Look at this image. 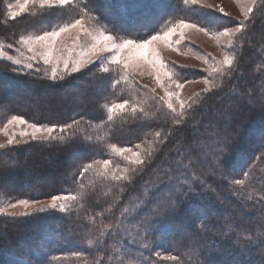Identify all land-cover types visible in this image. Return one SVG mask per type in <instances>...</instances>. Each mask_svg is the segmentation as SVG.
I'll list each match as a JSON object with an SVG mask.
<instances>
[{"label": "trees", "instance_id": "trees-1", "mask_svg": "<svg viewBox=\"0 0 264 264\" xmlns=\"http://www.w3.org/2000/svg\"><path fill=\"white\" fill-rule=\"evenodd\" d=\"M12 1L0 0V48L11 57L20 56L22 36L86 14L76 0L30 7L13 18ZM102 1L87 0V14L124 34L140 31L128 32L136 40L158 31L166 16L159 2L177 6L172 22L183 11L182 0ZM213 13L221 22V13ZM241 24L232 39V66L218 68L211 85L175 113L128 80L119 64L94 62L53 80L52 69L40 62L29 69L0 58V127L18 116L57 125L52 135L65 138H28L0 148V208L19 200L75 197L65 212L0 215V264H26L29 258L33 264H108L128 253L143 264H264V189L255 193L264 182V0L227 26ZM176 70L179 83L205 76L191 67ZM121 103L125 108L109 120L108 108ZM66 125L71 127L61 132ZM120 148L140 149L145 163L129 167L120 179L98 173L94 165ZM245 176L247 184H231ZM146 249L147 258L140 254ZM165 250L177 260L151 256Z\"/></svg>", "mask_w": 264, "mask_h": 264}, {"label": "rangeland", "instance_id": "rangeland-1", "mask_svg": "<svg viewBox=\"0 0 264 264\" xmlns=\"http://www.w3.org/2000/svg\"><path fill=\"white\" fill-rule=\"evenodd\" d=\"M109 1L111 0H105L100 3L108 4ZM22 2L23 0H19V1L14 0L12 4L8 5L9 17H13L12 14L19 11V5ZM72 2H76V0L74 1L72 0ZM169 3H170V5L168 4L169 6L172 5L171 8H169L167 3L165 2L158 3V6L161 9L160 12L166 13V16L163 18V22L159 26L158 31L152 35H156V34L162 35L163 33L167 32L169 28L173 27V25L177 24L178 21H184L187 24H194V25H197V27L195 28L189 27V28H184V29L177 28L176 32L171 37H169V41L167 43L164 40H158V41L153 42V44L150 47L155 49L157 53L158 62L163 61L164 63V67L160 69L159 73L150 64L144 62L143 60L137 61L135 57H132L130 59L129 67L125 70L127 71L126 78L128 80L136 81L138 85L144 86L145 88H147V90H150L149 93L152 96L156 97L157 99L161 100V104H165L167 106L169 102V95H168L169 92L178 93L179 94L178 99L176 98V96H173L171 98L173 107L177 110L181 108L180 107L181 103L184 105L183 108L188 106L193 101V99L196 98L197 95L205 91L207 87L211 85L212 81L215 78L214 76L216 74V72L213 71L214 69H218V68H222L226 66V65H222V61L226 55L229 57H232V48H233L232 39L234 35L236 34L235 30L238 28V26L230 27L227 25L229 24L230 19H234L238 22L241 20H244V18H246L249 14L247 12V9L252 8L254 4H253V0H196V3H192V0H188V3H185L184 0H182V9H183L182 16L177 17L176 18L177 20L172 22L171 16L173 15L177 6H173V1ZM78 5L80 6V8H82L83 14L84 12L86 13L84 14V17H83L84 27L87 28L88 31L92 32L93 35L98 36L100 32H104L105 34H112L113 36L117 37L115 41L117 44L122 43L123 40L125 39L134 40L137 43H140L143 41V40H136L128 36L130 35V33L128 32L133 31V30L127 29L125 30L126 33L124 34L123 33L124 31L118 30L114 27L112 28L110 27V25H105V23L100 22L101 19L95 14L93 13L87 14L86 12L87 0H78ZM30 7L31 8H35V7L42 8L40 7L38 3L35 5L29 4L27 9H29ZM221 7L224 9V12L227 13V16L223 15L220 12ZM43 8H48V7L45 6ZM77 9H79V7H77ZM195 9L198 12L194 11V14H197L198 18L195 17L192 12V10H195ZM215 11L221 13L220 14V16L222 17L221 22H218V18H216V16L214 15L213 12ZM23 12H20V14ZM120 12H121V15L124 16V12L123 11H120ZM164 13H162V15ZM17 16L18 15H16L15 17ZM223 17H225L224 20H223ZM81 18L82 17L78 16L77 18L72 19L68 24L74 23L75 20L81 19ZM212 23H215V25H213ZM201 27H205L208 29L207 34L204 31L199 30V28ZM58 29H55V30H58ZM225 30L230 31L232 34L228 36L222 35L221 33H223ZM181 32H183L182 36L180 35ZM140 33H141L140 31L132 32V34L136 36L139 35ZM39 35H43V33ZM152 35H150L148 38L144 40L150 39ZM29 36L34 37L36 35L29 34V35H24L22 37L26 38ZM177 41H179V43H177ZM93 43H95V41L92 39L91 36L84 35V32L82 30L72 29L70 32L62 33L61 36L57 38L55 50L53 51L54 59H53V62L48 65H45L43 63V60L40 58L39 55H37L35 60H30V57L34 55V52H30L28 50V46H26L23 42H21V39L19 43L21 54L19 57L13 56L12 58L14 60L19 59L21 61L20 64L27 65L28 63H31V62H40L42 63L43 66L49 67L50 69H52L54 66H57L55 58L60 57L61 59H60L59 65L57 66V73L72 72L73 65L71 61L81 59V57L83 58L84 66L90 64L89 63L90 60L94 62H100L101 59H103L104 57L109 58L108 60L105 61L104 66H107L108 64L112 63L110 60V57L112 55L111 52H103V53L98 52L95 55L91 54L90 49ZM0 51H2L4 54L3 56H0V58H6L7 56H10L2 48H0ZM42 51L43 50L40 49L39 46H35L36 53H40ZM121 55L128 56L129 50L125 49L121 53ZM69 56H71V61L69 63V68L65 70L64 65H63V59L68 58ZM119 65L123 67V64H119ZM182 67H185V68L191 67V69L195 71H200V73L205 76L198 77L196 79L187 80V81H182L181 83H179L177 79L178 72L176 69L178 68L180 70ZM157 75H159V82L157 80ZM206 80L208 81V83L205 82ZM178 83L183 84V87L177 88L176 85ZM139 94L143 97H146V95L143 94L142 92H140ZM8 121L5 125L0 127V144L9 145L8 140L10 138L14 139L15 141L14 143L19 142L21 140H26L28 138H31L30 136L21 137L18 135V133L22 130H26L27 132L30 133L32 129L26 128L25 125H20V124L10 125L8 124ZM29 124H32V123H29ZM5 128H6V131L3 130ZM13 134H16V135H13ZM44 135H47V134L40 133V132L36 134L37 138H42ZM137 152L140 153V156H141L140 149H131V151H127L123 154H120L119 152H117V149H116L114 154L111 157L106 158L107 160H110L112 163H110L107 167H105L103 165V161L105 159L98 161L97 164L94 165L95 169L98 173L102 175H106L111 178H113L114 176L120 177L121 175L125 173V171L129 167L136 165L132 163L131 161L134 160L133 153H137ZM125 157H128V159H125ZM202 170L204 172V175L210 176L208 175V169L203 168ZM247 171L248 169H244L243 173H247ZM211 179L213 181H217L215 177L211 176ZM238 180H243L244 183L236 184L235 183L236 180H232L231 184L237 188H239L240 185L247 184V181H245L247 180L246 176ZM252 180H254V176ZM257 186L258 187L256 188L255 193H261V190L264 189V182H263L262 187L259 184ZM219 191L223 192L222 190H219ZM262 191L264 192V190ZM232 197L234 198V196ZM51 199L52 198L47 199V200L35 201L36 203L30 202V205L27 208L19 205L17 202L5 204L1 208L5 209L7 214L21 215L22 213H25V212L27 213L33 212L36 208H39L42 206L46 207L48 204L51 203ZM72 201L73 200H69L67 202L66 204L67 209L70 207V204L72 203ZM258 201H259V198L257 194V201H255V203L257 204ZM59 203H63V201H58V204ZM11 204H17V206L15 208H12L10 207ZM240 233L242 232L240 231L238 234ZM160 238L161 237H158V240ZM56 240H58V236H56ZM164 241L166 240L164 239L162 242ZM141 251H142V253H140L141 256L146 257V254L149 251V249H146V252L145 250H141ZM169 252L171 251L165 250L164 256L163 254L160 255L159 253H155V254L151 253V256H155L157 260L160 258L159 256H162L161 258H163L165 261H173L172 257H175V256ZM129 254L130 253H128L127 256H124L121 260H119V262L113 259L111 260V262H108V264H143V262H141L142 259L135 260ZM146 258L144 260H146ZM175 260H177V257Z\"/></svg>", "mask_w": 264, "mask_h": 264}, {"label": "snow or ice", "instance_id": "snow-or-ice-1", "mask_svg": "<svg viewBox=\"0 0 264 264\" xmlns=\"http://www.w3.org/2000/svg\"><path fill=\"white\" fill-rule=\"evenodd\" d=\"M72 2V0H23V2L19 5V11L16 13H13V18H15L16 15H19L20 12L26 11L28 8L29 4H39L40 7H49V8H53V7H63L65 5H68ZM185 3H188V0H184ZM192 3H196V0H192ZM253 4H255V0H253ZM220 12L223 15H227V13L224 12V9L221 7L220 8ZM248 13L252 12V8H248L247 9ZM189 27H197V25L194 24H187L184 21H178L177 24L173 25V27L169 28V30L165 33L161 34H156V35H152L150 39L147 40H143L140 43H137L134 40H130V39H125L123 40L122 43L117 44L115 41L117 39V37L113 36L112 34H105L104 32H100L99 35H93L92 32L88 31L87 28L84 27V19L83 17L81 19H77L75 20L74 23H70V24H65L63 27H60L58 30H53V31H46L43 33V35H36V36H29V37H21V42H23L26 46H28V50L30 52H34V55L32 57H30V60H35L37 55L40 56V58L43 60V63L45 65H48L50 63L53 62V51L55 50V45H56V41L57 38H59L61 36L62 33H67L70 32L72 29H78V30H82L84 32V35L86 36H91L92 39L95 41V43H93L91 45V49L90 52L92 55H95L96 53L100 52H111L112 55L110 57V60L112 63L114 64H123L124 69H127L129 67V61L132 57H135L137 59V61L143 60L144 62L150 64L154 69H156V71L159 73L160 69H162L164 67V63L163 61H159L157 59V53L155 51L154 48H151L150 46L153 44L154 41H158V40H164L166 43L169 41V37H171L175 32L177 28L180 29H184V28H189ZM243 29V25L241 24L240 27H238L235 31L236 32H240ZM200 31H204L206 34L208 32V29L205 27H201L199 28ZM224 36H228L231 35L232 33L228 30H225L223 33H221ZM180 35H183V32L180 33ZM177 43H179V41H177ZM35 46H39L40 49H42L43 51L40 53H36L35 52ZM8 47H11V45H9ZM128 49L129 50V55L128 56H122L121 53L125 50ZM71 51V50H69ZM3 52L0 51V56H3ZM7 60L11 61L13 64L19 65L21 63V61L19 59H13L11 56H7L6 57ZM60 57H56V65H59L60 62ZM108 57H104L103 59H101L100 63L101 65H103L105 63L106 60H108ZM71 61V56H69L68 58H64L63 59V65H64V69L67 70L69 68V63ZM72 63V72H78L81 70L82 67H84V61L83 58L81 57V59L75 60V61H71ZM89 63H94V61H89ZM233 64V59L229 56H225L223 61H222V65H226L229 66V68L232 66ZM27 68L31 69L33 67L32 63H28L27 65H25ZM57 66H54L51 70V78L53 80H55L57 78ZM102 71L104 73H108L110 71V69L108 67H102ZM214 72H220L221 69H214ZM61 79H63V77H61ZM157 80L159 82V75H157ZM206 83H208V81H205ZM177 88H182L183 84H177L176 85ZM169 102L167 104V107L172 110V112L175 113L176 109L173 107V103L171 102V98L173 96H176V98H179V94L178 93H173V92H169ZM126 103V102H125ZM125 103H121V104H113L111 107L108 108V119L111 120L112 119V115L111 113L113 111H117V110H123L125 108ZM181 109H183L184 105L181 103L180 105ZM177 123H179V121H177ZM8 124H20V125H25L26 128H30L32 129V131L29 133L26 130H22L18 133L19 136L21 137H25V136H30L33 140L37 139L36 134L38 132L40 133H46L47 135H44L41 139L43 142H49L52 140H57L59 139L60 141H64V137H55L52 134L56 131L57 129V125H52L50 127H45L43 125H38L35 123L29 124L27 121H25L22 117H18V116H13L11 120L8 121ZM66 127H71V125H66L65 127H60V131L63 132L65 131ZM4 131H6V128L3 129ZM16 135V134H13ZM157 136H159V133H157ZM15 141L14 139H9L8 140V144L11 145L13 144ZM5 145L0 144V148H4ZM138 147V146H137ZM127 151H131V149H117V152H119L120 154H123ZM134 156V160H132L131 162L136 164V165H142L145 163V161L143 159H141L140 153H133ZM125 159H128V157H125ZM110 163H112L110 160L105 159L103 161V165L105 167H107ZM223 165V162L221 161V166ZM92 165L89 164L87 166L82 167V171H81V175H83L84 173H86L87 171H89L91 169ZM121 177H113V179H120ZM236 184H243L244 181L243 180H236L235 181ZM75 197L72 196H52L51 199V203L48 204L46 207L42 206L39 208H36L34 210L33 213H22L21 215L24 216H33L35 214L38 213H44L48 210H59L61 212H65L67 211V207L66 204L69 200H74ZM58 201H63V203H59ZM19 205L27 208L30 205V201L29 200H19L17 202ZM31 203H36L35 201H32ZM17 206V204H11L10 207L15 208ZM0 215H7V212L5 209L0 208ZM173 260L176 259V257H172ZM26 264H33V262L31 261V259L29 258L26 261ZM34 264H45V262H42L40 260H36L34 262ZM210 264H216L215 261H210Z\"/></svg>", "mask_w": 264, "mask_h": 264}]
</instances>
